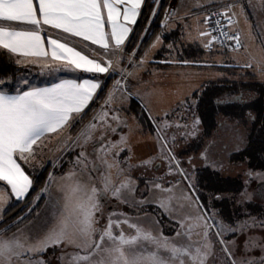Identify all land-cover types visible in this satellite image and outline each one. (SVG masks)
I'll list each match as a JSON object with an SVG mask.
<instances>
[{"label": "snow or ice", "instance_id": "1", "mask_svg": "<svg viewBox=\"0 0 264 264\" xmlns=\"http://www.w3.org/2000/svg\"><path fill=\"white\" fill-rule=\"evenodd\" d=\"M143 3L144 0H0V50L16 56L17 64L27 61L53 70L62 67L88 73H118L124 80V83L116 81L92 121L76 137L68 136L63 141L61 155L77 148L80 151L71 162L72 168L60 178V196L49 201L51 211L42 224L30 231L18 228L12 236H5L25 219L18 217L6 228H0V264H47L37 257L50 248L61 246L75 249L69 254L70 259L60 257L63 264H216L219 258L211 239L213 231L224 254L221 264H264V257L260 261H238L234 258L232 248L223 238L225 233L254 227L255 223L245 222L234 228L218 221L215 213L209 214L172 151L176 135L171 140L167 138L166 129L172 125L166 120L155 125L159 158L167 162L166 175H180L188 180L187 187H182L180 181L173 183L165 181L163 176L154 177L145 181L142 198H136L138 184L130 175V169L150 168L155 158L137 165L130 164L132 156L127 137L122 135L113 141L107 133L117 130L109 119L120 123L118 116L109 117L115 93L120 91L123 94L127 77L134 75L120 68V64L124 58L125 40L132 31L129 25L136 23ZM154 3L158 5L159 0H154ZM248 4L251 7V0ZM260 6L264 10V0H260ZM152 15H156L155 9ZM213 16L217 17L216 27L209 31L207 26ZM174 18H179L178 9L166 13L164 26ZM237 18H243L247 24L244 4L241 0H224L218 11L204 16L203 30L199 29L197 21L198 36L204 47L211 49L214 43L224 46L232 41L228 45L232 51L239 52L241 48L247 51L241 33L233 27L240 22ZM221 20L227 24H222ZM22 25L31 27L23 28ZM43 25L67 34L52 38L49 33L47 45L50 53L41 35ZM247 26L248 38L253 39L251 25ZM213 32L218 35H213ZM258 35L264 45V32ZM160 39L157 37L152 47H156ZM80 41L88 43L81 46ZM93 45L98 48H93ZM49 55L52 63H41ZM147 56L145 53L138 64L134 60L129 63L139 68L147 62ZM238 66L250 69L253 62ZM257 66L264 74V60L257 62ZM98 89H101V82L97 79H84L82 82L63 79L50 87H33L26 91L10 92L0 87V182H3L0 183V223H3L4 205L10 202L9 197L19 201L31 190L32 179L18 160L27 163L34 159L37 150L46 146L44 142L50 141L51 134L59 136L82 120ZM149 120L154 118L149 116ZM199 123V119L194 118L191 126H175L177 129L190 128L180 133L183 138H188L196 135ZM89 144L92 146L91 154L87 151ZM125 151L129 155L121 159L120 154ZM202 156L207 160L206 155ZM57 160L52 161L53 167H56ZM159 167L156 165L157 170ZM254 175L264 174L249 173L250 177ZM54 179L50 173L48 183L52 184ZM109 199L138 210L154 205L157 211L152 217L153 223L159 224L157 217L167 215L175 225L174 234L171 237L163 235L162 231L154 234L139 222L143 219L139 212L135 217L118 210L105 215ZM125 226L132 230V234L125 231ZM260 226L264 227V223Z\"/></svg>", "mask_w": 264, "mask_h": 264}, {"label": "rangeland", "instance_id": "2", "mask_svg": "<svg viewBox=\"0 0 264 264\" xmlns=\"http://www.w3.org/2000/svg\"><path fill=\"white\" fill-rule=\"evenodd\" d=\"M185 2L189 6L195 5V7L194 11H191L182 21L187 22L190 19L196 24L199 21V29H201L203 28L202 17L206 15L202 9L208 5L222 6L224 0H185ZM241 2L244 4L247 24L243 18H237L240 22L233 27L241 33L244 43L247 44V51L241 48L239 52L224 48L218 43H214L211 49L205 48L200 38L196 42H185L187 37L194 39V36H198V34L193 35L188 31L187 36H184L185 39L181 35L173 34V30L176 31L177 27L170 20L165 27V15L169 13L168 5L164 17L160 21L163 23L159 25V29L162 31L157 36L148 35L147 43L144 45L146 51L141 52L140 56L124 53L126 55L121 61L120 68L134 73V75L127 77V87L123 90V94L120 91L115 93V100L109 108V117L118 116L120 123L109 119V123L117 130L115 133L109 131L107 135L113 141L119 140L122 135L127 137L132 156L129 163L132 165H137L149 158H155L150 168L132 167L130 169V175L137 180L138 184V191L135 194L137 199L142 198L141 193H145V181L154 177L163 176L165 181L173 183L180 181L181 186L185 188L188 180H190L195 186L199 201L209 214L215 213L216 219L222 224L238 228L245 222L248 224L255 223L254 227L239 228L236 232L225 233L223 238L232 248L234 258L238 261H260L264 257V227L260 226L264 223V175L250 177L249 173L264 174V167L256 164L255 168H250L249 158H244L239 164L237 159L231 158L232 156L229 154L235 145L245 146L249 134L252 132V127L257 121L259 122V105L257 101H252V99H256L258 93L256 90L248 88L235 92L234 96H238V98L233 100L234 104H229L227 107L221 106L217 109L219 112L214 117L213 130L211 133L208 132L209 135L206 131L208 126L206 118L208 117L201 108L203 101L201 97L202 95L207 96L208 91L205 89L208 88L209 84L210 86L212 84H226L223 82L224 80L233 81L240 78L245 81L247 73H249L264 85V74L261 73V68L257 66V62L264 60V45L261 44L262 37L258 35V33L264 32V10H261L260 0H251V7L248 0H241ZM155 6H157L156 3ZM247 25H251L250 30L253 39L248 38L249 28ZM155 36L156 39L153 40ZM157 37L162 40L165 37H170L174 42L163 46L160 40L156 47H152L156 43ZM145 53H148L147 62L139 68L129 63L130 60H134L138 64L145 57ZM249 62H253V67L250 69L238 66ZM56 72L41 66L25 68L20 73L21 81L18 80L15 84L20 82V85L28 86L50 81L60 76ZM108 77L109 86L93 117L105 104L108 93L113 90L116 81L121 80L124 83L118 73L96 75V79L100 82H102V78ZM219 99L222 100L223 98ZM232 107L237 108L240 112L239 117L230 116L229 112L235 111ZM226 108L230 111H227ZM241 114L243 115L241 116ZM149 116L153 117L154 120H149ZM93 117L85 125L89 124ZM194 118H198L200 121L196 135L183 138L180 133L190 130V128L177 129L175 125L191 126ZM165 120L172 125L166 129L165 134L169 140L174 134L176 135V142L172 151L180 162V167L187 172L188 180H184L178 174L166 175L168 171L167 162L159 158V146L155 140V125L163 123ZM210 129L208 130L210 131ZM222 129L225 130L224 134L216 140L217 145H214L216 148L210 154L211 159L206 161H220L224 165L217 166L210 162L203 165L205 159L200 157L201 148L206 144L205 141L221 134ZM77 134L71 135L69 128L59 136L51 134L50 141L44 142L46 146H43L42 150L38 149L36 157L26 163L27 172H30L32 176L38 174L44 166L48 168L44 188L42 192H39V195L43 193L42 201L32 219L20 225L21 228H19L20 226L11 228L5 233V236H12L18 228L26 231L34 230L50 214L49 201H54L60 196L58 191L60 178L72 168L71 162L75 160L80 151L77 148L61 155L63 141L68 136L76 137ZM87 151L92 153L91 144L87 146ZM43 152L47 154L44 155ZM120 155L123 159L129 153L125 151ZM43 156L46 159H43ZM57 157H59L58 160ZM189 157L191 158L188 159ZM53 160H57L56 167L52 165ZM155 165H160L159 170L154 168ZM50 173L55 178L52 184L48 183ZM261 182L263 183L257 185ZM46 186L47 191H45ZM242 193L247 195H242ZM36 203L34 202L31 207L37 206ZM113 210L122 211L134 217L139 212V216L143 218L139 222L145 228L151 229L154 234L160 231L169 237L174 234L175 225L167 215L157 217L159 224L153 223L152 217L156 216L157 211L154 205H146L143 209L138 210L129 205L119 204L115 199H109L106 202L105 215ZM146 213L148 214L147 218H144ZM6 227L7 223L5 224L4 221L0 223V228ZM125 231L132 234V230L128 229L127 226H125ZM211 239L219 258L216 264H221L224 254L220 251V245L217 243L214 231ZM246 244L248 245L247 248ZM74 251L75 249L71 247L50 248L37 258L45 260L47 264H63L60 257L64 256L65 260L70 259L69 254Z\"/></svg>", "mask_w": 264, "mask_h": 264}, {"label": "trees", "instance_id": "3", "mask_svg": "<svg viewBox=\"0 0 264 264\" xmlns=\"http://www.w3.org/2000/svg\"><path fill=\"white\" fill-rule=\"evenodd\" d=\"M171 0H159V4L155 6L154 0H144L143 6L141 8L138 20L135 24V27L128 38V40L124 44V53H135V56H140L141 52L144 51V45L147 43L148 35L154 36L155 34H159L162 30H160V21L164 17L166 12V7L169 5ZM156 11V15L153 16V11ZM172 38L165 37L163 39V46L170 44ZM173 43V42H172ZM25 68L20 66L15 62L13 57L5 50H0V82H3L0 86L8 91H12L15 89H24L27 85L19 84L20 82L15 84L18 80L21 81L20 73L23 72ZM81 76H93L96 77L95 74L82 73ZM243 78L227 81L224 80L226 84H210L205 89L208 91L207 96L202 95V103L201 108L204 110L205 114L208 118L206 122H208V128L210 129V133L212 132V126H214V115L217 114V109L221 106L227 107L229 104H234L233 99L230 102L215 104V100H219V98H232L235 92H238L242 89H254L256 90L257 97L256 99H252V101H257L259 107V122L257 121L252 127V132L249 134L247 142L243 149L236 154H232L231 158H236L237 160L249 158V163L254 167L256 164L264 167V85L257 81L251 74L247 73V79L242 81ZM109 77L102 78L101 89L97 90L96 97H94L93 101L89 103L88 108L85 109L86 115L83 116L82 120L74 123V126L69 128V133L71 135L77 134L80 129L93 117L98 106L102 103L104 96L106 94V89L109 86ZM229 83V84H228ZM205 93V92H204ZM238 105V104H235ZM255 106V105H253ZM233 110L235 107H232ZM227 109V108H226ZM215 110V112H214ZM227 111H230L227 109ZM232 111V110H231ZM230 116H238L239 111L237 108L235 111L229 112ZM243 114H241L242 116ZM258 126V127H257ZM48 172L47 167H43L38 174L31 175L32 176V186L26 198L22 201L11 202L7 205L4 211V222L7 225L12 224L14 220L18 217H25L22 223L18 224L20 226L25 222L29 221L33 218V215L38 206H40L43 193L39 195V192H42L44 188V184L46 181V174ZM141 179V178H140ZM44 192V190H43ZM39 197V199H36ZM36 199V200H35ZM37 202V206L31 207V205ZM31 209V212L29 210ZM10 214V215H9ZM8 216V217H7ZM13 220V221H12ZM169 233V231H166Z\"/></svg>", "mask_w": 264, "mask_h": 264}, {"label": "crops", "instance_id": "4", "mask_svg": "<svg viewBox=\"0 0 264 264\" xmlns=\"http://www.w3.org/2000/svg\"><path fill=\"white\" fill-rule=\"evenodd\" d=\"M35 2V0H34ZM192 4V3H191ZM143 6V5H142ZM141 6V8H142ZM208 6H211V5H208ZM208 6H205L204 8L208 7ZM194 7L195 5H190L185 2V0H171L170 3H169V12H171L173 9H178V17L179 18H174V19H171V23L174 24L176 27H177V32L175 30H173V34H178V35H181L183 38L184 36H187V32L189 31L190 33H193L194 34H198V31L197 30V24L195 21L193 20H187V22H183L182 19L186 18L191 11H194ZM190 8V9H189ZM203 8V9H204ZM203 9H202V12H203ZM141 11V9H140ZM140 14V12H139ZM138 17L139 15L137 16L136 18V22L138 20ZM182 18V19H180ZM204 18V16L202 17ZM136 24V23H135ZM135 24L134 25H129L131 28H132V31L135 27ZM202 24H203V19H202ZM185 25H188L189 27L186 28ZM21 27L23 28H30L31 26L30 25H22ZM208 28V26H207ZM42 32H41V35L44 37V42H45V47H46V50L49 51V53L51 52V49L50 47H48L47 45V38L49 36V33L52 34V38H57L58 36L59 37H63V36H66L67 34H64L62 32H60V30H57V29H52L50 26H47V25H43L42 26ZM204 29V24H203V28H201L200 30H203ZM209 30V29H208ZM132 31L128 34V37L127 39L125 40V42L128 40V38L130 37ZM156 36L158 34H155ZM156 36L154 37L153 40L156 39ZM74 40H79V38H73ZM185 39V38H184ZM183 39V40H184ZM152 40V41H153ZM162 42L160 43H163V40L160 39ZM197 40H199V37L198 36H194V39L193 37H187L186 40H184L185 42L188 41V42H196ZM63 42V41H62ZM174 42V40H172L170 43ZM84 43H88V42H83V41H80V45L82 46ZM125 44V43H124ZM93 48H98V46H95L93 45L92 46ZM6 51V50H5ZM146 51V50H144ZM10 54V53H9ZM87 54V53H86ZM13 59L16 61L17 57L10 54ZM126 54H124L125 56ZM128 55V54H127ZM91 58V57H90ZM41 63H52L51 62V58H50V55L48 58H44L42 59ZM20 66L24 67V68H33V67H37V66H41V64H32V63H28L27 61H25L24 63L22 64H19ZM39 68V67H38ZM48 70H51V68H46ZM57 71L56 73H58L60 76H57V78L53 79V80H50V81H46V82H41V83H36L34 85H28L26 86L24 89H21L22 91H26V90H29L30 88H33V87H50L52 86L53 84H56V83H59L61 80L63 79H74V80H77L78 82H82L84 79H96V77H93V76H81L82 73H88V72H83L81 70H76V71H70V70H64L62 67L60 68V70H55ZM89 74H106V73H89ZM1 87V86H0ZM5 91H8L6 89H4ZM15 90H20V89H15ZM13 91V90H12ZM10 91V92H12ZM67 130V129H65ZM44 155H46L47 153L43 152ZM64 155V154H63ZM43 159H46L45 156H43ZM18 163L21 164L23 170L25 171L26 174H28L30 176V178L32 177L30 172H27L28 171V167L26 165V163L24 161H19L18 160ZM32 179V178H31ZM0 183H3V182H0ZM50 194V193H49ZM28 195V194H27ZM26 198V197H25ZM24 198V199H25ZM22 199V200H24ZM9 200L11 202H16L17 200L14 198V197H9ZM22 200H19V201H22ZM5 204L4 205V209L5 207L9 204ZM21 228V226L19 227Z\"/></svg>", "mask_w": 264, "mask_h": 264}, {"label": "flooded vegetation", "instance_id": "5", "mask_svg": "<svg viewBox=\"0 0 264 264\" xmlns=\"http://www.w3.org/2000/svg\"><path fill=\"white\" fill-rule=\"evenodd\" d=\"M238 98V96H233L232 98H224V99H219V100H215L214 101V103L215 104H222V103H226V102H230L232 99L233 100H236ZM218 112H219V110H218ZM217 112V113H218ZM215 115H216V113H215ZM215 115H214V117H215ZM209 126H207V129H206V131H207V133L209 132L210 133V131L208 130L209 128H208ZM224 129H222V132H221V134H218V135H215L213 138H210V139H208L207 141H205L206 142V144L201 148V154H200V157L202 158V159H204L203 158V156H202V154H204V155H206L207 156V159H211V156H210V154L215 150V148H214V145H217V143H216V140L220 137V135H222L223 136V134H224ZM209 133H208V135H209ZM219 144V143H218ZM243 149V147H241V146H236L235 145V147L230 151V155L232 156V154H236L237 152H240L241 150ZM196 150V149H195ZM191 157H189L188 159H190ZM244 159H238L237 160V162L239 163V164H241V162L243 161ZM208 162H210V163H212V164H214V165H217V166H221V165H224V163L223 162H220V161H213L212 162V160H210V161H206V160H204V162H203V165H207V163ZM250 164V168H255V167H253L252 165H251V163H249ZM202 165V166H203ZM193 167V166H192ZM154 168H156V165H155V167ZM263 182H261V183H257V185H260V184H262Z\"/></svg>", "mask_w": 264, "mask_h": 264}, {"label": "built area", "instance_id": "6", "mask_svg": "<svg viewBox=\"0 0 264 264\" xmlns=\"http://www.w3.org/2000/svg\"><path fill=\"white\" fill-rule=\"evenodd\" d=\"M220 8H221L220 5H211V6H208V7L204 8L203 11L205 12L206 15H211L213 12L218 11ZM216 19H217V17H215V16L212 17V20L208 24L209 31H211L213 28L216 27V24H215ZM162 23H163V21L160 22V24H162ZM221 23L226 25L227 21L221 20ZM225 30L228 31L229 29L225 28ZM213 35H218V33L213 32ZM232 43H233L232 41H228V42H226V45H224V46H222L220 43H218V44L221 45L224 48L231 49V47H229L228 45H231Z\"/></svg>", "mask_w": 264, "mask_h": 264}]
</instances>
